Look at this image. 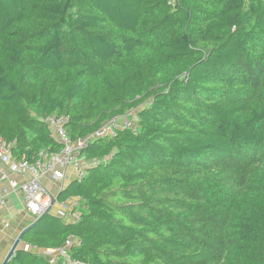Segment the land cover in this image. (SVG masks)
Masks as SVG:
<instances>
[{
	"label": "trees",
	"instance_id": "1",
	"mask_svg": "<svg viewBox=\"0 0 264 264\" xmlns=\"http://www.w3.org/2000/svg\"><path fill=\"white\" fill-rule=\"evenodd\" d=\"M136 110L137 133L93 138L98 164L22 243L79 240L81 264H264V0H0V138L58 151ZM8 264H50L18 250ZM61 264V263H59Z\"/></svg>",
	"mask_w": 264,
	"mask_h": 264
},
{
	"label": "built area",
	"instance_id": "2",
	"mask_svg": "<svg viewBox=\"0 0 264 264\" xmlns=\"http://www.w3.org/2000/svg\"><path fill=\"white\" fill-rule=\"evenodd\" d=\"M44 121L61 144L58 151L44 150L31 160L26 158L17 160L13 154L16 141L8 142L0 138V207L8 205V198L12 193L20 192L24 209L34 221L48 212L66 223L76 222L80 217L76 212L80 200L75 198L69 205L60 203L52 195L45 180L50 178L55 182H64L70 173L73 182L81 183L87 176V170L98 164L96 161L88 160L84 155L90 141L93 138L112 137L120 131L129 130L137 133L138 113L134 110L124 116L114 117L93 135L76 141L72 140L67 132V117L51 115ZM0 224L9 227V223H4L1 217ZM78 244L79 240L71 238L58 250L41 251L28 245L23 249L43 255L50 264H81L70 256V249Z\"/></svg>",
	"mask_w": 264,
	"mask_h": 264
},
{
	"label": "crops",
	"instance_id": "3",
	"mask_svg": "<svg viewBox=\"0 0 264 264\" xmlns=\"http://www.w3.org/2000/svg\"><path fill=\"white\" fill-rule=\"evenodd\" d=\"M71 183H73V176L70 173L64 182H55L50 178L45 180V184L57 199L59 193ZM74 199L60 203L69 205ZM0 217L4 223H9V227L0 224V264H2L21 232L29 227L34 219L24 209L20 192L12 193L8 198V205L0 207ZM22 246L24 248L25 244L22 243Z\"/></svg>",
	"mask_w": 264,
	"mask_h": 264
},
{
	"label": "water",
	"instance_id": "4",
	"mask_svg": "<svg viewBox=\"0 0 264 264\" xmlns=\"http://www.w3.org/2000/svg\"><path fill=\"white\" fill-rule=\"evenodd\" d=\"M49 213L46 212L42 217L48 215ZM42 217H40L39 219H37L36 221H34L29 227H27L26 229H24L21 234L19 235V237L17 238V240L15 241L14 245L12 246L10 252L7 254V256L5 257V260L2 264H8L9 261L13 258V256L15 255V252L18 250H24L23 247L21 248L20 246H22V238L23 235L30 230L31 228H34L36 225H38V223L40 222V220L42 219Z\"/></svg>",
	"mask_w": 264,
	"mask_h": 264
},
{
	"label": "rangeland",
	"instance_id": "5",
	"mask_svg": "<svg viewBox=\"0 0 264 264\" xmlns=\"http://www.w3.org/2000/svg\"><path fill=\"white\" fill-rule=\"evenodd\" d=\"M21 248L23 247V246H20Z\"/></svg>",
	"mask_w": 264,
	"mask_h": 264
}]
</instances>
